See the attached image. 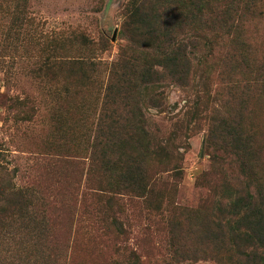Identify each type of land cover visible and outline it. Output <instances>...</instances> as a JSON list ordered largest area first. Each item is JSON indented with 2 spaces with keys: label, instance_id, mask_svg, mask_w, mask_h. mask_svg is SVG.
<instances>
[{
  "label": "rangeland",
  "instance_id": "obj_1",
  "mask_svg": "<svg viewBox=\"0 0 264 264\" xmlns=\"http://www.w3.org/2000/svg\"><path fill=\"white\" fill-rule=\"evenodd\" d=\"M126 2L0 0V214H6L0 264L167 262L176 245L173 216L200 212L216 221L219 203L228 202L236 179H243L240 156L218 149L211 138L218 126L248 133L250 171L264 179L262 4L246 23L242 52L229 42L226 57L218 53L204 64L198 51L188 86L157 85L159 107L148 104L152 88L141 91L145 129L152 143L182 158L181 171L152 161L142 177L132 178L144 189L108 188L103 144L126 134L134 118L109 92L127 42L121 31ZM71 31L88 44L69 39ZM55 34L60 44L51 50L46 38ZM124 146L127 154L134 150ZM178 219L181 243L202 250L191 239L195 221ZM237 219L230 218L233 226ZM180 264L219 262L200 251Z\"/></svg>",
  "mask_w": 264,
  "mask_h": 264
},
{
  "label": "trees",
  "instance_id": "obj_2",
  "mask_svg": "<svg viewBox=\"0 0 264 264\" xmlns=\"http://www.w3.org/2000/svg\"><path fill=\"white\" fill-rule=\"evenodd\" d=\"M262 4L264 0H127L121 27L127 42L121 47L120 57L115 62V79L109 92L124 102L125 112L133 109L134 118L128 121L126 134L105 140L103 144L109 157L106 162L108 188L117 193L144 189L141 182L132 181V178L142 177L147 163L152 161L170 163L174 170L181 171L182 158L179 155L166 145L152 143L144 126L146 120L138 108L141 91L152 88L148 104L159 107L162 100L161 92H156L159 90L157 85L169 81L188 86L192 57L198 51H202L204 64L209 56L218 53L220 57H226L223 47L229 42L242 52L246 23ZM71 32H67L69 39L76 36L71 40L88 44L84 41L85 35ZM56 35L53 39L46 38V46L51 50L60 44L57 39L61 37ZM242 60L245 61L244 56ZM229 66L236 70L240 64ZM217 114L226 124V114L220 111ZM247 134L238 125L228 129L215 127L211 138L218 149L224 152L230 150L235 156H240L239 167L245 168L240 174L243 179L238 176L234 196L226 203H219L216 221L200 215V212L178 215L185 216L188 225L195 221L191 231L196 233H190L191 239L201 245L202 250L181 243L177 227H181L182 222L178 216H173L170 226L176 245L172 256L163 264H180L200 251L208 252L219 264H264V179L261 174L255 176L250 171L253 161L248 157ZM124 145H131L134 150L127 154ZM252 177L254 180L250 182ZM249 186L253 189L249 190ZM226 214L232 219L238 217L234 226ZM3 215L0 214L1 228L5 224L6 214L4 218ZM244 221L248 225H239ZM220 244L224 246L220 247ZM130 261L124 264L133 262Z\"/></svg>",
  "mask_w": 264,
  "mask_h": 264
}]
</instances>
